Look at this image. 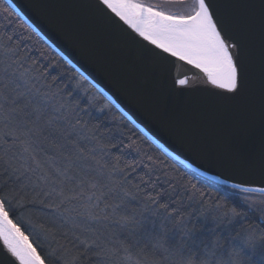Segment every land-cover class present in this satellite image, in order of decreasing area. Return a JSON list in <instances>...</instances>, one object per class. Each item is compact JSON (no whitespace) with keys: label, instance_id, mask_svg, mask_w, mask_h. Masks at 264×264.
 <instances>
[{"label":"snow or ice","instance_id":"6c2138e0","mask_svg":"<svg viewBox=\"0 0 264 264\" xmlns=\"http://www.w3.org/2000/svg\"><path fill=\"white\" fill-rule=\"evenodd\" d=\"M90 8L89 17L63 27L86 54L107 61L136 97L158 108L169 131L182 130L197 95L237 109L223 153L234 173L247 179L223 180L230 191L259 193L264 201V3L258 53L250 42L255 4L94 0ZM14 13L15 6L0 3V264L4 257L7 264H89V257L96 264H126L131 257L136 264L248 260L219 239L199 254L169 244L167 225L183 230L193 205L221 223L242 213L219 200L206 204L197 184L178 178L118 123L106 125L109 104L91 95L88 77L64 71L45 50H34L30 37L17 30ZM257 72L261 119L246 122L239 112ZM173 100L187 103L174 113ZM249 183L262 186H243ZM245 203L264 215V203L247 196ZM17 212L30 214L25 222L50 241L46 255L17 222L24 216L13 219ZM147 220L154 230L144 229ZM248 238L264 264V234L252 231Z\"/></svg>","mask_w":264,"mask_h":264},{"label":"water","instance_id":"95a60500","mask_svg":"<svg viewBox=\"0 0 264 264\" xmlns=\"http://www.w3.org/2000/svg\"><path fill=\"white\" fill-rule=\"evenodd\" d=\"M16 8V14L76 72H83L90 84L103 94L139 131L173 160L213 183L225 185L247 177L235 174L231 162L223 153L229 131V118L237 113L231 105L218 103L197 95L191 105L190 119L178 134L162 123L159 109L150 102L136 97L114 68L101 59L86 54L74 43L63 25L89 17L94 0H5ZM241 4H255L249 16L251 46L258 53L260 47L259 5L264 0H236ZM258 68V64H257ZM188 75H192L191 72ZM187 101L173 100V111L179 112ZM261 92L258 72L251 85L240 117L246 122L259 123L261 119ZM260 187L259 184H245ZM259 194V193H255ZM0 256L3 248L0 246ZM7 264V257H4ZM18 264V262H17Z\"/></svg>","mask_w":264,"mask_h":264},{"label":"trees","instance_id":"16d2710c","mask_svg":"<svg viewBox=\"0 0 264 264\" xmlns=\"http://www.w3.org/2000/svg\"><path fill=\"white\" fill-rule=\"evenodd\" d=\"M155 2V0H153ZM5 7H8V3L5 0H0ZM15 22L17 30L20 31L25 37H30V40L26 42L29 43L34 50L41 49L45 50L50 58L53 59L55 63L59 60L63 66L64 71L71 70L76 72L69 64H67L56 52H54L16 13L12 17ZM38 54V53H37ZM91 88V95L100 97V105L109 104V108L106 109L107 119L104 120L106 125L115 127L118 123L121 130L124 132L125 136L131 135L134 140L138 143L143 142V147L145 149H150L153 154L159 157L166 167L174 169L175 175L179 178L184 177V182L187 183L191 181L192 184H197L200 191L206 193L205 203L209 204L212 200H219L225 203L229 208L235 207L238 211L242 213V216L229 223L227 220L224 222H218L214 220L210 215L205 213V215H200L196 209L199 205H193V208L188 209L186 217V223L184 229L181 231H176L173 225H167V230L169 232L168 242L170 245H175L177 240L187 246L186 250L199 254L205 243L209 240L219 239L222 244L226 246L228 243L234 245V243L239 242L241 238L248 237L249 233L254 231L256 236L264 234V215L251 210L245 203V196L248 197V201H258L261 194H245L240 192L230 191L228 187L218 185L205 178L198 176L192 171L188 170L171 157H169L164 151L158 148L155 144L151 142L141 131H139L103 94H101L96 88L91 84L87 85ZM115 117V120H113ZM127 125V127H124ZM206 182V183H205ZM37 209H31V212H37ZM20 216H24V220L17 221L20 223L25 231L26 235L30 236L31 242L42 254L46 255L47 252L51 251L50 241L46 240L43 236L37 234L28 223L25 221L30 219V214L25 215L24 212H17L13 219H19ZM252 227L249 228L248 226ZM156 227H158V222H156ZM144 229L147 231L154 230V223L151 220H147L144 223ZM188 233L186 235L185 233ZM175 236L176 240H173ZM186 242H191L194 245L189 247ZM54 247V245H53ZM238 248H242L240 243L237 245ZM261 254V253H260ZM149 259H159L158 257H148ZM89 264H96V261L91 257L87 258Z\"/></svg>","mask_w":264,"mask_h":264},{"label":"rangeland","instance_id":"374dc122","mask_svg":"<svg viewBox=\"0 0 264 264\" xmlns=\"http://www.w3.org/2000/svg\"><path fill=\"white\" fill-rule=\"evenodd\" d=\"M173 240H176L175 236L173 237ZM243 240H244V238H241L240 240H238L239 242L234 243V245H230L232 243H228L227 245H229V248L231 249L232 247H237V245L240 243V245L242 246V248L240 249L241 250V254L248 258V260L244 261L243 264H260V256H261V254H260L259 247H257L256 249L246 247L242 243ZM176 244H181L179 239L177 240ZM186 244L189 247L193 246V249H194V245L195 244L192 245L191 242H186Z\"/></svg>","mask_w":264,"mask_h":264},{"label":"clouds","instance_id":"9594fccd","mask_svg":"<svg viewBox=\"0 0 264 264\" xmlns=\"http://www.w3.org/2000/svg\"><path fill=\"white\" fill-rule=\"evenodd\" d=\"M259 202V203H264V201H254V203ZM242 243L246 246L249 247V238L245 237L244 240L242 241ZM236 249L239 251L240 248L236 247ZM126 264H136V258L135 257H131L126 261Z\"/></svg>","mask_w":264,"mask_h":264}]
</instances>
